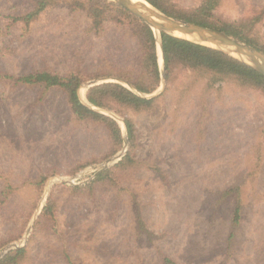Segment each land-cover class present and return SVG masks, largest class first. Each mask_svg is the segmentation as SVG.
<instances>
[{"label": "rangeland", "instance_id": "obj_1", "mask_svg": "<svg viewBox=\"0 0 264 264\" xmlns=\"http://www.w3.org/2000/svg\"><path fill=\"white\" fill-rule=\"evenodd\" d=\"M174 1L191 7L201 0ZM263 5L223 0L217 13L238 19ZM28 7L29 0H0V71H98L131 52L116 29L89 36L85 18L67 9L43 17L30 34L8 28L4 16ZM261 25L264 36V19ZM185 82L179 74L151 112L127 111L143 162L94 185L97 172L123 158L129 139L126 150L123 138L107 155L108 130L77 121L63 90L42 95L41 87L0 83V194L14 187L0 199V251L27 247L21 264H264V94L232 84L185 90ZM154 164L164 175L148 170ZM41 176L43 187L28 183ZM234 186L244 211L231 234ZM52 196L56 214L48 220L42 211Z\"/></svg>", "mask_w": 264, "mask_h": 264}, {"label": "trees", "instance_id": "obj_2", "mask_svg": "<svg viewBox=\"0 0 264 264\" xmlns=\"http://www.w3.org/2000/svg\"><path fill=\"white\" fill-rule=\"evenodd\" d=\"M148 1L170 15L218 29L264 51V36L261 31L264 5L257 6L258 9L253 14L226 20L217 13L223 0H201L191 7L181 6L174 0ZM58 9H67L76 16L84 17L86 26L83 31L89 36H108L116 29L115 32H119V38L126 41L123 45L132 48L131 52L125 55L121 64L107 63L103 69L98 71L88 70L84 65H78L66 73L44 67L18 75L0 71V83L11 84L14 87H41L42 95H46L54 88L63 90L77 121L100 123L108 130L112 150L109 149L107 155H110L122 148L121 127L113 117L85 104L78 90L85 81L90 79L118 77L145 93L155 91L161 84V73L154 31L139 17L109 0H29L27 9L6 14L4 18L7 20L8 28L20 26L24 33L30 34L35 23ZM162 44L167 88L179 74H185L187 77V82L184 84L185 90L196 83H201L205 92L220 89L225 84H232L236 88L258 90L264 94V75L224 52L167 33H162ZM161 94L163 95V92ZM159 96L142 97L125 85L111 81L87 89L86 99L90 103L114 110L124 117L130 142L129 150L123 158L114 166L97 172L89 185L112 180L113 175L119 169L141 165L143 159L137 155L136 126L134 121L126 116V113L127 111L151 112ZM147 167L148 170L155 169L164 175L162 168L156 164ZM45 178L41 176L30 179L28 183L43 187ZM13 188L12 184H7L2 189L1 201L10 198ZM71 188L79 187L71 186ZM231 191L236 195L231 216V234H233L242 221L244 200L241 196V187L234 186ZM56 205L55 198L50 197L43 208L42 217L46 216L48 220L54 219ZM27 258V247H19L11 250L0 264H21ZM164 259L167 262L170 260L166 257Z\"/></svg>", "mask_w": 264, "mask_h": 264}, {"label": "water", "instance_id": "obj_3", "mask_svg": "<svg viewBox=\"0 0 264 264\" xmlns=\"http://www.w3.org/2000/svg\"><path fill=\"white\" fill-rule=\"evenodd\" d=\"M111 2L117 3L121 7L130 11L141 20L146 22L154 31L156 40H157V50H161L162 63L159 61L160 73H161V84L160 86L151 93H145L126 80H123L118 77H99L93 80L86 82L81 85L78 94L81 100L91 107L94 110H97L101 113L107 114L114 119L122 122L123 124V138L125 150L128 146V131L125 119L120 117L117 113H115L111 109H107L104 107H100L90 103L85 94L82 96L80 89L82 87L89 88L91 86L103 83V82H119L138 95L146 98H154L159 96L166 88V69L164 62V51L162 44V33H167L179 38L187 39L192 42L200 43L211 48L217 49L221 52H224L233 58L245 63L246 65L252 67L256 71L262 73L264 75V51L256 48L255 46L246 43L238 38H235L223 31L218 29L204 26L183 18L175 17L170 15L160 8L156 7L148 0H140L139 3H135L133 0H109ZM157 31V32H156ZM191 37V38H190ZM193 37V38H192ZM159 55V52H158ZM122 154H117L113 158H110L105 167L109 165V162L114 160L115 158L120 157ZM37 215V214H36ZM35 215V217H36ZM32 226V224H31ZM29 226V229L31 228ZM29 231V230H28ZM28 234V232H27ZM19 248L20 246L15 244H10L3 248L0 251V260L8 253L11 248Z\"/></svg>", "mask_w": 264, "mask_h": 264}, {"label": "bare ground", "instance_id": "obj_4", "mask_svg": "<svg viewBox=\"0 0 264 264\" xmlns=\"http://www.w3.org/2000/svg\"><path fill=\"white\" fill-rule=\"evenodd\" d=\"M135 3H139L140 0H133ZM157 32V31H156ZM191 38V37H190ZM193 38V37H192ZM159 52V61L162 63V56H161V50H158Z\"/></svg>", "mask_w": 264, "mask_h": 264}]
</instances>
